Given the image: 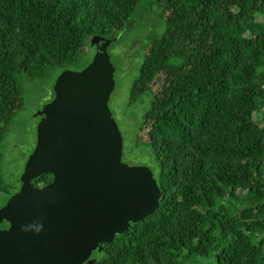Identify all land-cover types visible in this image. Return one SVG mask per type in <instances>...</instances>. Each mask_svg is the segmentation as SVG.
Segmentation results:
<instances>
[{
    "label": "trees",
    "instance_id": "1",
    "mask_svg": "<svg viewBox=\"0 0 264 264\" xmlns=\"http://www.w3.org/2000/svg\"><path fill=\"white\" fill-rule=\"evenodd\" d=\"M151 5L162 31L127 107L155 90L134 142L158 165L159 204L90 259L264 264V0H0V144L22 106L20 73L76 62L93 36L112 43Z\"/></svg>",
    "mask_w": 264,
    "mask_h": 264
},
{
    "label": "water",
    "instance_id": "2",
    "mask_svg": "<svg viewBox=\"0 0 264 264\" xmlns=\"http://www.w3.org/2000/svg\"><path fill=\"white\" fill-rule=\"evenodd\" d=\"M110 43L93 36L90 63L62 71L52 100L36 114L19 190L0 207V226L7 224L0 227V264H93L92 251L158 208L150 169L122 161V135L108 106ZM42 174L52 180L33 186Z\"/></svg>",
    "mask_w": 264,
    "mask_h": 264
},
{
    "label": "rangeland",
    "instance_id": "3",
    "mask_svg": "<svg viewBox=\"0 0 264 264\" xmlns=\"http://www.w3.org/2000/svg\"><path fill=\"white\" fill-rule=\"evenodd\" d=\"M149 2V1H148ZM161 10L155 5L141 8L135 14L132 29L122 31L108 46L107 53L114 68V89L108 101L112 117L122 135V161L129 166H143L156 175L158 165L149 148L135 146V136L144 110L149 106L152 92L141 97L139 104L127 107L132 81L144 56V46L149 35L162 31ZM161 29V30H160ZM96 46L87 43L78 60L63 67H53L34 78L24 73L18 75L22 106L13 116L0 144V207L19 190L20 176L28 155L34 148L37 112L54 96L53 84L64 70L79 71L92 60ZM38 184V182H37Z\"/></svg>",
    "mask_w": 264,
    "mask_h": 264
},
{
    "label": "flooded vegetation",
    "instance_id": "4",
    "mask_svg": "<svg viewBox=\"0 0 264 264\" xmlns=\"http://www.w3.org/2000/svg\"><path fill=\"white\" fill-rule=\"evenodd\" d=\"M39 118H40V117H39ZM38 186H43V185H40V184H39Z\"/></svg>",
    "mask_w": 264,
    "mask_h": 264
}]
</instances>
